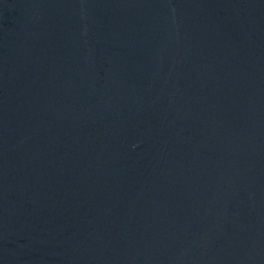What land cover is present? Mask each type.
I'll use <instances>...</instances> for the list:
<instances>
[{
	"label": "water",
	"instance_id": "water-1",
	"mask_svg": "<svg viewBox=\"0 0 264 264\" xmlns=\"http://www.w3.org/2000/svg\"><path fill=\"white\" fill-rule=\"evenodd\" d=\"M0 264H264V0H0Z\"/></svg>",
	"mask_w": 264,
	"mask_h": 264
}]
</instances>
